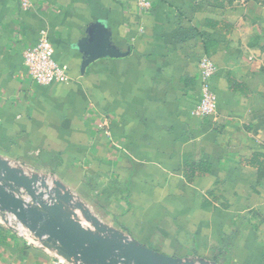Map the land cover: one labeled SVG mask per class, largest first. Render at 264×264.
<instances>
[{
  "label": "crops",
  "instance_id": "obj_1",
  "mask_svg": "<svg viewBox=\"0 0 264 264\" xmlns=\"http://www.w3.org/2000/svg\"><path fill=\"white\" fill-rule=\"evenodd\" d=\"M151 3L0 0V159L61 182L87 229L90 214L184 263L264 264V0ZM99 19L130 54L82 74L75 46ZM44 30L71 78L53 88L24 67ZM202 55L218 68L215 119L192 115ZM10 215L0 207V264H50Z\"/></svg>",
  "mask_w": 264,
  "mask_h": 264
},
{
  "label": "water",
  "instance_id": "obj_2",
  "mask_svg": "<svg viewBox=\"0 0 264 264\" xmlns=\"http://www.w3.org/2000/svg\"><path fill=\"white\" fill-rule=\"evenodd\" d=\"M75 48L83 55L82 74L101 59H121L130 54L115 43L103 19L88 25ZM54 186L51 189L46 180L26 176L0 159V207L31 231L46 236L48 242L58 244L68 259H80L82 264H194L112 234L94 215L86 214L93 225L87 229L63 207L72 205V193L59 181ZM20 190L26 193L24 197L15 195Z\"/></svg>",
  "mask_w": 264,
  "mask_h": 264
},
{
  "label": "built area",
  "instance_id": "obj_3",
  "mask_svg": "<svg viewBox=\"0 0 264 264\" xmlns=\"http://www.w3.org/2000/svg\"><path fill=\"white\" fill-rule=\"evenodd\" d=\"M16 1L23 11H29L33 8L34 0ZM136 1L137 7L142 10L150 8L152 4L151 0ZM23 60L27 75L36 85L53 88L67 83L71 79L66 65H61L55 57V47L47 30L41 32L40 39L36 45L28 47L24 51ZM197 64L200 73V90L194 98L192 115L200 119H215L218 115V99L214 91L213 78L217 74L218 68L207 55H202L198 59ZM10 165L20 169L21 173L26 176H33L28 171H25L23 167L19 168L15 163L10 162ZM15 195L25 196L23 190L16 192ZM3 222H8L11 229L26 239L28 247L44 248L50 255V264H82L80 259H68L62 253L58 244L50 243L46 236H41L37 232L31 231L15 215H10Z\"/></svg>",
  "mask_w": 264,
  "mask_h": 264
},
{
  "label": "trees",
  "instance_id": "obj_4",
  "mask_svg": "<svg viewBox=\"0 0 264 264\" xmlns=\"http://www.w3.org/2000/svg\"><path fill=\"white\" fill-rule=\"evenodd\" d=\"M258 157H260V158H264V155H258ZM264 162V161H263ZM263 162H261V161H259V168L260 169H264V164H262Z\"/></svg>",
  "mask_w": 264,
  "mask_h": 264
},
{
  "label": "rangeland",
  "instance_id": "obj_5",
  "mask_svg": "<svg viewBox=\"0 0 264 264\" xmlns=\"http://www.w3.org/2000/svg\"><path fill=\"white\" fill-rule=\"evenodd\" d=\"M264 243V242H263Z\"/></svg>",
  "mask_w": 264,
  "mask_h": 264
}]
</instances>
